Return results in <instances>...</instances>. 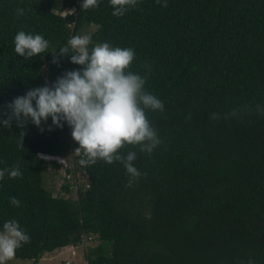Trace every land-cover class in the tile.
<instances>
[{
  "label": "trees",
  "instance_id": "16d2710c",
  "mask_svg": "<svg viewBox=\"0 0 264 264\" xmlns=\"http://www.w3.org/2000/svg\"><path fill=\"white\" fill-rule=\"evenodd\" d=\"M82 4L0 0V112L79 68L49 53L90 34L92 45L134 49L131 70L147 74L146 90L164 104L147 113L161 144L151 155L122 150L137 151L131 185L120 162L83 165L88 185L72 199L47 189L44 175L61 165L38 157L72 158L66 173L77 175L82 151L67 125L0 128V227L15 219L31 238L14 259L37 264L86 236L95 242L87 264H264V0H137L122 17L110 0ZM20 30L49 41L44 59L15 53ZM17 167L22 175L10 178Z\"/></svg>",
  "mask_w": 264,
  "mask_h": 264
},
{
  "label": "clouds",
  "instance_id": "9594fccd",
  "mask_svg": "<svg viewBox=\"0 0 264 264\" xmlns=\"http://www.w3.org/2000/svg\"><path fill=\"white\" fill-rule=\"evenodd\" d=\"M112 14L122 17L137 0H110ZM167 6V0H157ZM99 0H83L82 8H94ZM23 14V9H18ZM90 34L74 35L65 46L53 54V63L68 57L70 63L80 66L57 77L51 84L31 87L24 95L7 104L6 112H0V128H24L28 122L39 128L47 125L48 131L71 129L72 139L82 151L81 165L120 162L129 177V185L141 176L135 166L137 151L122 150L131 146L139 152L151 155L161 144L156 128L147 117L148 112H163V101L146 90L147 74L131 70L135 51L130 47L112 46L108 42L92 45ZM50 47L42 34L17 32L14 37L15 53L25 59H44L43 53ZM256 111L264 115V105L257 104ZM217 119L218 114L212 115ZM23 140L24 133H20ZM45 162V161H44ZM0 170V179L4 177ZM10 178L21 176L19 168L8 171ZM10 203L19 207L15 197ZM30 235L15 219L6 220L0 227V264H9L18 248L30 241Z\"/></svg>",
  "mask_w": 264,
  "mask_h": 264
},
{
  "label": "rangeland",
  "instance_id": "374dc122",
  "mask_svg": "<svg viewBox=\"0 0 264 264\" xmlns=\"http://www.w3.org/2000/svg\"><path fill=\"white\" fill-rule=\"evenodd\" d=\"M66 13V12H65ZM95 30L94 26H89L85 29L86 32H92ZM71 153L69 152V156ZM70 160V158H69ZM63 168L62 169H48L47 173L44 175V183L45 186L54 196L58 197H71L72 199H76L78 192L87 188L88 178L86 173L84 172L83 165H81V169L79 168V160L77 161V175L72 174H64L65 167H71L72 169V161H61L60 163ZM79 168V169H78ZM43 183V184H44ZM69 185L70 193L67 194L64 190H62V186ZM45 187V188H46ZM93 246V245H92ZM72 248L67 247L64 249H59L54 251L51 254H46L37 264H65L68 259H72L73 264H87L86 257L84 254L82 255V250L78 249L76 251V256L71 257L67 251H70ZM90 249V248H89ZM9 264H31V262L27 260H18L13 259L9 262Z\"/></svg>",
  "mask_w": 264,
  "mask_h": 264
},
{
  "label": "built area",
  "instance_id": "2783aa9c",
  "mask_svg": "<svg viewBox=\"0 0 264 264\" xmlns=\"http://www.w3.org/2000/svg\"><path fill=\"white\" fill-rule=\"evenodd\" d=\"M66 14V13H64ZM71 155H75L76 153H78L77 151H75V154H73V151H70ZM38 157L45 161V162H56L58 164L61 163V161H72V158H70L69 160V157H58V156H51V155H46V154H38ZM61 165V164H60ZM63 168V166L61 165V169ZM69 168L71 167H65L64 169V174L66 175V170H68ZM72 168H73V162H72ZM95 244L94 242V238L93 237H86V236H83L82 238V241L81 243L76 246V247H71L72 249L70 251H67V253L71 256V257H74L76 256V251L78 249H81L82 250V255L84 254V256H86L87 252H88V249L92 247V245ZM65 264H73L72 262V259H68Z\"/></svg>",
  "mask_w": 264,
  "mask_h": 264
}]
</instances>
